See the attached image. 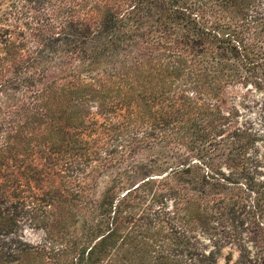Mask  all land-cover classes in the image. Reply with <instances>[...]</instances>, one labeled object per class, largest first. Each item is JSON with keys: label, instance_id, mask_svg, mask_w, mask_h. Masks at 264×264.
Listing matches in <instances>:
<instances>
[{"label": "trees", "instance_id": "trees-1", "mask_svg": "<svg viewBox=\"0 0 264 264\" xmlns=\"http://www.w3.org/2000/svg\"><path fill=\"white\" fill-rule=\"evenodd\" d=\"M3 2L0 264H184L155 203L221 218L237 183L259 212L233 264H264V158L230 95L264 88V0Z\"/></svg>", "mask_w": 264, "mask_h": 264}, {"label": "rangeland", "instance_id": "rangeland-1", "mask_svg": "<svg viewBox=\"0 0 264 264\" xmlns=\"http://www.w3.org/2000/svg\"><path fill=\"white\" fill-rule=\"evenodd\" d=\"M6 6L7 3L3 2L0 8L4 9ZM230 95L234 99L239 123H246L256 131V148L253 150L259 157L264 158V88L256 89L251 84L247 87L238 86L230 90ZM201 147L199 154L203 156H192L194 161L209 158L213 163L225 167L223 162L225 155L221 150L207 144ZM240 185L237 183L227 189L226 193L230 198L223 206L224 215L221 218L202 217L187 223L180 218L173 196L165 194L155 203L159 204L154 208L161 205L170 214L167 222L165 221L167 215L163 216L164 232L169 233L170 241L182 263L196 264L201 253L211 251L217 253L219 264H233L237 259L236 243L254 227L259 212L258 206L254 204L253 194ZM18 233L20 238L31 243L45 242L44 230L31 227L28 223L21 224Z\"/></svg>", "mask_w": 264, "mask_h": 264}]
</instances>
